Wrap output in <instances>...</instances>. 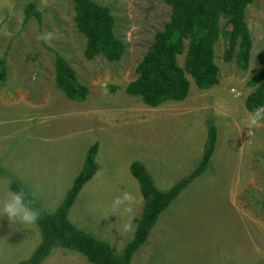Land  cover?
<instances>
[{"label":"rangeland","instance_id":"obj_1","mask_svg":"<svg viewBox=\"0 0 264 264\" xmlns=\"http://www.w3.org/2000/svg\"><path fill=\"white\" fill-rule=\"evenodd\" d=\"M91 1L111 11L114 35L124 46L117 63L102 56L83 57L85 38L75 28L71 2L0 0V57H7V78L0 82V199L6 198L11 184L22 189V178L34 172L22 169L32 155L56 150L36 137L64 133L67 138L93 140L101 145L98 176L96 183L83 186L73 221L80 226L79 217L88 226L92 204L93 212L114 211L117 219L109 217L103 227L104 235H110L117 226L124 227L131 212L112 205L125 192L132 197L131 186L137 185L129 164L146 159L149 152L158 163L150 168L153 177L164 180L159 186L166 191L192 173L189 168L202 157L207 130L214 126L218 139L206 173L159 216L138 259L146 258L145 264H264V120L249 125L250 113L244 107L253 92L246 84L264 67V0L245 12L252 41L245 71L234 60L223 61L230 28H223L220 21L223 31L214 47L218 84L200 90L186 76V99L154 109L129 97L124 89L135 80V68L154 35L168 22L170 8L163 0ZM30 3L40 12L41 25L32 17L22 26L24 8ZM48 34L47 40L38 38ZM46 48L59 54L87 87L83 103L70 101L55 87L54 55ZM183 61L184 56L177 58L180 67ZM44 171L48 173L47 168ZM44 185L48 191L52 184ZM21 227L38 232L36 225L12 224L0 217L2 229ZM1 235L0 231V264L26 259L29 244L20 250L17 234Z\"/></svg>","mask_w":264,"mask_h":264},{"label":"trees","instance_id":"obj_2","mask_svg":"<svg viewBox=\"0 0 264 264\" xmlns=\"http://www.w3.org/2000/svg\"><path fill=\"white\" fill-rule=\"evenodd\" d=\"M65 1L73 4L75 28L85 38L83 57L93 60L102 56L109 63L119 62L124 46L114 35V20L110 9L91 0ZM256 1L163 0L170 8L169 20L154 35L152 44L135 68V80L124 89L125 94L154 109L166 102H182L186 99L189 92L186 76H190L200 90H208L217 85L218 68L214 63V47L223 31L219 26L220 21L224 22L223 28H230L223 61L230 63L234 60L236 66L245 71L252 48L245 12ZM32 17L41 25V15L34 3L24 8L22 26ZM46 49L54 55L56 88L67 99L83 102L88 95L87 87L77 81L74 71L59 54ZM181 56H184L182 67L177 63V58ZM6 64V55H3L0 58V82H5L7 78ZM246 85L253 88V92L246 97L244 107L252 113L256 108L264 107V67ZM110 90L113 92L115 88L111 87ZM217 139V129L210 126L198 166L165 192L156 189L153 178L141 162L133 161L130 164L129 171L138 183L144 206L141 217L136 220L133 237L120 255H115L105 242L78 230L68 220L77 196L97 171L95 156L98 145L94 144L87 150L81 172L56 211L47 213L31 198L33 206L42 210L35 224L41 240L29 259L17 264H42L53 249L79 253L90 264H129L133 255L146 242L160 214L181 191L207 170ZM10 189L15 191L20 188L11 184Z\"/></svg>","mask_w":264,"mask_h":264},{"label":"crops","instance_id":"obj_3","mask_svg":"<svg viewBox=\"0 0 264 264\" xmlns=\"http://www.w3.org/2000/svg\"><path fill=\"white\" fill-rule=\"evenodd\" d=\"M6 59H7V57H6ZM6 70H7V64H6ZM47 73H49L48 70H47ZM51 78H52V75L50 77V80H51ZM54 84H55V67H54ZM73 102H75V101H73ZM83 102H76V103H83ZM81 114L83 116H85L84 112ZM82 133H84V132H82ZM86 133H90V131H87ZM79 134H81V133H79ZM52 135H55V136H53V137H36L37 139L42 140L43 143L48 144V147L52 148L51 145H55L56 150L51 151L52 149H50V150L45 149V152H43L40 155H32L30 162H28L26 160L29 164L25 165L22 169L31 170L34 172L31 175L25 174V176L22 178L23 179L21 181L22 183L20 182L22 189L26 193H28L29 196L47 213H53L60 206V204L62 203V201L65 198L67 191L70 189L74 179L79 175V173L82 170L87 150L91 146H93L94 144H97V142H95L93 140L87 141V139L86 140H76V138H67L64 133H54ZM205 142H206V140H205ZM97 145H98V150H97V154L95 156V164L97 166V171H96L95 175L93 176V178L89 181V185H91V183H96V182H94L95 181L94 179H96V177L98 176V170H99L98 169V154L101 151V145L100 144H97ZM149 154L150 153L148 152L146 159H139L136 161L141 162L146 167L149 174L153 177V174L151 172L152 169H150V168L153 164H158V163L156 160L151 159ZM201 158L202 157H200V159H199L197 157V160L194 163V165L192 166V168L191 169L189 168V170H191V171H189L190 173L198 166V164L201 161ZM130 164H129V167H130ZM46 168L48 169V173H45V171H44ZM206 171L203 174H205ZM129 173H130V171H129ZM153 181H154V184H155V187L157 190H159L161 192H165V191H162V189H160V188H162L160 186H162L165 183L163 179H161V178L154 179V177H153ZM44 182H47V183L50 182L52 184L49 187L48 191L47 190L45 191L43 189V186H45ZM159 184H160V186H159ZM172 186L173 185H171V187ZM163 188H165V187H163ZM168 190H166V191H168ZM131 191H132V200L129 202L130 203L129 206L127 204V206L130 207L131 212L125 216L126 217V224L129 225V223H130L132 225L130 228L128 227L127 229H125V227L117 226V229L114 228L112 230V234L108 235L105 233L106 235H104L103 227H104L105 221L109 217H114L113 221H115L117 219V216H116V214H112V213H114V211H112V212L107 211L105 213H102L99 211L93 212L95 209L93 204H92V210L93 211L89 212L90 223L88 224V226L86 223H81V221H79V217H77L76 220L81 225L80 226L76 225L74 223L75 221H73L74 220L73 215H74V211H75V208L77 205V198L81 193H79V195L77 196L73 206L71 207V209L69 211L68 220L78 230H80L86 234L91 235L92 237H94L97 240L105 242L110 247V249L112 250V252L115 255H120L123 252L126 244L133 237L135 227H136V220H138L141 217V214L143 211V206H144V202H143V199H142L141 194H140L138 183L136 186H131ZM181 192L177 196V198H179L181 194L184 195L185 192L184 193H181ZM95 193L96 194L93 196V198L96 199V201H97V190ZM93 198L91 197L89 199L90 203L93 202V200H92ZM181 205L182 204H180L179 206L181 207ZM183 206H185V208L188 207L187 204H185V205L183 204ZM118 216H120V215H118ZM157 223H158V220H157ZM156 224H155V226H156ZM25 227H21L18 229H13V228L2 229V228H0V231L2 234L1 237H3V236L7 237L8 236V238H12L15 234H17V236L15 238L18 240V242H19V238L21 239V241L19 242L20 246L18 245V249L24 250L25 249L24 245H27V244L30 245V247H29L30 249H28L29 251L26 255V259H24L22 261H26L29 259V257L32 255V253L34 252V250L36 249V247L38 246V244L41 240V235H40L39 230H38V232L37 231L34 232V230L32 232H30L27 229H24ZM140 248L133 255L129 264H145L146 263L145 262V261H147L146 258H145V260L144 259L141 260V258L138 259V255L140 254V251H142V249L140 250ZM19 262H17V263H19ZM42 264H90V263L87 261V259L85 257H83L79 253H72V252H69V251H66L63 249H53L51 251V253L47 256V258L42 262Z\"/></svg>","mask_w":264,"mask_h":264},{"label":"clouds","instance_id":"obj_4","mask_svg":"<svg viewBox=\"0 0 264 264\" xmlns=\"http://www.w3.org/2000/svg\"><path fill=\"white\" fill-rule=\"evenodd\" d=\"M39 39L47 40L50 34L38 37ZM264 120V107L256 108L248 116V123L251 126L258 125ZM132 200L129 193L125 192L121 196L113 199L112 205L114 208L124 206L125 212H130V207L127 206L128 202ZM42 210L33 206V201L28 193L23 189L11 190L6 193L5 199H0V217H6L9 223L18 225H35L41 217ZM130 225L125 224L127 229Z\"/></svg>","mask_w":264,"mask_h":264}]
</instances>
